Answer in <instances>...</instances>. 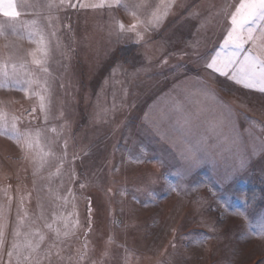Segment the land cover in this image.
<instances>
[{
  "label": "rangeland",
  "instance_id": "rangeland-1",
  "mask_svg": "<svg viewBox=\"0 0 264 264\" xmlns=\"http://www.w3.org/2000/svg\"><path fill=\"white\" fill-rule=\"evenodd\" d=\"M140 2L16 0L15 33L0 15V62L38 81L0 77L17 118L0 128V264H264V92L223 66L239 0H163L158 25L161 0Z\"/></svg>",
  "mask_w": 264,
  "mask_h": 264
},
{
  "label": "snow or ice",
  "instance_id": "snow-or-ice-1",
  "mask_svg": "<svg viewBox=\"0 0 264 264\" xmlns=\"http://www.w3.org/2000/svg\"><path fill=\"white\" fill-rule=\"evenodd\" d=\"M61 3H64V0H61ZM121 0H101V3L93 5L94 7H104L106 4L108 7H112L114 4L119 5ZM53 3H49L48 7H54ZM125 8H128V5H124ZM133 7L139 9L144 7L143 0L140 3H134ZM163 7V13H160V8ZM171 4H165L161 0V5L157 6V10L152 13V21L150 23L159 24L160 20L168 14ZM0 15L6 17L9 21L8 27L12 30L13 33L16 32V21L20 17L21 13L17 10L16 0H0ZM132 15L135 17L136 13L132 12ZM231 28L227 30V34L224 38L223 44L225 48L233 49L230 55H227L224 62L225 68H233L235 74L233 79L237 83L243 84L246 88H255L258 91L264 92V0H239L238 6H236L235 11L230 15ZM35 24V21L30 22ZM3 25H0V34H2ZM121 31H124V25L120 24ZM128 31H135L136 25H132ZM38 39L32 40L31 42L37 44V51L42 53L43 59H36L35 53L33 55V63L43 64L46 63L48 58V45L45 41V37L38 30L34 32ZM137 35L142 39L143 37L140 33ZM251 42L252 48L245 50V44ZM246 54L241 59V52ZM220 59V54L217 53L216 56L212 57L207 67L213 68L215 71H221V68L217 67L218 60ZM43 72L47 73V67H44ZM222 74L227 75V72H222ZM0 77L5 79H14L16 80V88L20 91H25L27 94L28 89L34 83H38L37 80L32 78V75L27 71V68L24 64H20L19 69L15 63L11 64V70H9V64L6 61L0 62ZM21 77L22 79H17ZM21 84H26L28 88L21 87ZM47 81H44V84L41 85L45 91L47 88ZM5 87L3 83H0V88ZM39 95V93H34ZM40 107L42 110L45 109V96H40ZM32 111H35L33 109ZM16 117H12L11 121L8 119L7 113L0 111V128L6 129L9 124L13 130L16 128ZM55 131V129H52ZM24 136L25 146L29 149L33 147L34 139L38 143L39 131H37L35 138H33L31 133L21 134ZM17 138V137H11ZM66 147V145H65ZM45 156L52 155V153H45ZM43 159V158H42ZM50 227V226H49ZM3 225H0V237L3 236ZM17 235L19 232L17 231ZM41 236V240H43ZM3 241L0 239V246H2ZM14 248L17 245H13ZM31 248L32 251H36L39 247V244L33 246L31 243L27 245ZM9 256L12 255L10 252ZM25 259H31L30 256L25 257ZM35 264H40L39 259L36 260Z\"/></svg>",
  "mask_w": 264,
  "mask_h": 264
}]
</instances>
